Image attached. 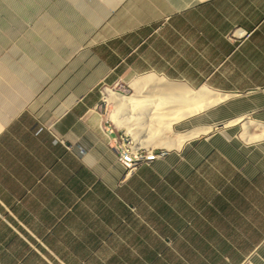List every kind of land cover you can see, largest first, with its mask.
Instances as JSON below:
<instances>
[{
	"label": "crops",
	"instance_id": "1",
	"mask_svg": "<svg viewBox=\"0 0 264 264\" xmlns=\"http://www.w3.org/2000/svg\"><path fill=\"white\" fill-rule=\"evenodd\" d=\"M148 75L227 96L125 175L103 92ZM240 117L264 123V0H0V264H264Z\"/></svg>",
	"mask_w": 264,
	"mask_h": 264
},
{
	"label": "bare ground",
	"instance_id": "2",
	"mask_svg": "<svg viewBox=\"0 0 264 264\" xmlns=\"http://www.w3.org/2000/svg\"><path fill=\"white\" fill-rule=\"evenodd\" d=\"M134 87L136 91L130 95L116 90H108L107 95L115 107L113 121L128 131L120 132L115 142L120 143L128 155H149L153 146L179 147L187 138L208 131V127H195L180 132L174 129V123L209 108L227 96L207 86L193 89L154 75L137 80ZM152 91L155 94L150 95ZM139 106L144 107L143 110L137 111ZM237 120H242L241 137L249 141L264 138V123L249 117ZM141 163L137 162V166Z\"/></svg>",
	"mask_w": 264,
	"mask_h": 264
},
{
	"label": "built area",
	"instance_id": "3",
	"mask_svg": "<svg viewBox=\"0 0 264 264\" xmlns=\"http://www.w3.org/2000/svg\"><path fill=\"white\" fill-rule=\"evenodd\" d=\"M113 129L116 131L115 126H113ZM114 144L118 151V161L126 171L125 175H128L137 169V162H151L155 157L165 155L166 151L163 148L155 146L149 150V155H128L120 143L114 142Z\"/></svg>",
	"mask_w": 264,
	"mask_h": 264
},
{
	"label": "rangeland",
	"instance_id": "4",
	"mask_svg": "<svg viewBox=\"0 0 264 264\" xmlns=\"http://www.w3.org/2000/svg\"><path fill=\"white\" fill-rule=\"evenodd\" d=\"M114 89L116 90V91H118V92H120L121 94H126V95H130V94H132V93H134V89L132 88V86H131V81L130 82H125V83H123L122 85H119L118 87H114ZM152 94H155L153 91L152 92H150V95H152ZM108 99V98H107ZM106 99V93H105V89H104V92H103V100H102V110H103V113H104V115H105V117L107 118V124H109V123H111L113 126H115V128H116V130L117 129H123V130H126L127 131V129L126 128H124L123 126L122 127H117L116 125H115V123H114V121L111 119V117H110V113H111V111H113V109H114V104L112 103V102H110V101H108ZM144 103H146V101H144ZM143 108L144 107H141V106H139L136 110L137 111H140V110H143ZM201 113V112H200ZM199 113H197V114H195V116L196 115H198ZM194 116V115H193ZM192 117V116H191ZM187 119H189V118H187ZM187 119H184L183 121H180V122H177L175 125H174V128L176 129V130H179V131H181L180 130V123H182V122H184L185 120H187ZM112 126V127H113ZM241 127H242V121H239V123L237 124V126L235 127V129L236 130H239V131H241ZM183 131V130H182ZM128 132V131H127ZM117 133H118V130H117ZM131 134V133H130ZM246 142V141H245ZM259 141H256V142H251V143H255L256 145L257 144H260V142L258 143ZM250 143V144H251ZM125 173H126V171H125ZM244 264H251V262H250V260H247Z\"/></svg>",
	"mask_w": 264,
	"mask_h": 264
}]
</instances>
